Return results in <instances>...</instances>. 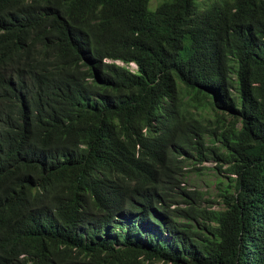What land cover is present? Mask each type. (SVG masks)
I'll return each instance as SVG.
<instances>
[{
  "label": "trees",
  "instance_id": "1",
  "mask_svg": "<svg viewBox=\"0 0 264 264\" xmlns=\"http://www.w3.org/2000/svg\"><path fill=\"white\" fill-rule=\"evenodd\" d=\"M199 1L0 0V264H264V0Z\"/></svg>",
  "mask_w": 264,
  "mask_h": 264
},
{
  "label": "rangeland",
  "instance_id": "2",
  "mask_svg": "<svg viewBox=\"0 0 264 264\" xmlns=\"http://www.w3.org/2000/svg\"><path fill=\"white\" fill-rule=\"evenodd\" d=\"M163 0H149L148 8L154 10L155 7ZM200 5L203 6L209 2V0H200ZM131 67V66H130ZM135 69V67H131ZM193 161L184 162L179 164V169L176 170L179 174L177 179L181 182L180 186L173 187V191L170 193L169 199L172 201L170 206L172 209H177L180 200V187H184L187 190L198 191L203 194V199H209L210 204L202 203L204 206H210L213 210L221 209L219 195V189L222 188L227 182L226 174L218 173L213 168L215 166L212 162H204L200 165L194 166L199 170L193 168ZM221 181V184L219 183ZM223 183V184H222Z\"/></svg>",
  "mask_w": 264,
  "mask_h": 264
},
{
  "label": "built area",
  "instance_id": "3",
  "mask_svg": "<svg viewBox=\"0 0 264 264\" xmlns=\"http://www.w3.org/2000/svg\"><path fill=\"white\" fill-rule=\"evenodd\" d=\"M130 66H131V67H135V69H136V66H135L134 64H130ZM131 67H130V68H131ZM131 70H134V69H131Z\"/></svg>",
  "mask_w": 264,
  "mask_h": 264
}]
</instances>
